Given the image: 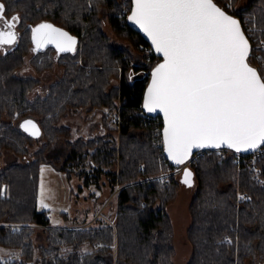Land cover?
<instances>
[{"label":"trees","instance_id":"1","mask_svg":"<svg viewBox=\"0 0 264 264\" xmlns=\"http://www.w3.org/2000/svg\"><path fill=\"white\" fill-rule=\"evenodd\" d=\"M216 1L240 17L252 43L249 60L264 78V0H248L244 5L241 0ZM228 1H232L231 7L226 5ZM0 3L12 7L21 21L34 25L52 22L79 38L72 52L55 57L47 51L34 57L40 71L53 69L56 64L64 69L63 76L43 95L27 97L39 84L36 77H19L12 72L1 75L0 111L41 116L38 123L46 141L31 154L29 146L36 136L13 122L0 121V158L5 150L25 157L0 169V246L21 254L19 259L0 260V264H174L175 230L168 207L178 196L182 172L159 176L173 163L164 153L163 119L145 111L143 100L151 70L161 58L152 52L147 59L144 51L150 44L130 23V12H122L124 4L131 11L132 0ZM104 16L115 33L141 53L135 64L130 50L113 44L105 33ZM79 53L84 55L86 66L76 62ZM24 54L19 51L3 68H21ZM118 74L120 84L107 91L109 77ZM104 107L110 109L105 123L119 115L120 147L113 136L72 140L71 127L59 123L68 110ZM60 136L66 138L64 151L50 158L49 151ZM90 158L97 163L93 175L84 169ZM117 161L119 169L108 173L112 193L119 188L108 201L117 206L113 221L97 216L99 208L86 219L89 226L65 228L51 223L48 210L39 204L42 165L61 164L69 178L74 169L81 168L78 174L88 183L98 181L95 178L102 175L100 167H114ZM258 163L264 173V153ZM188 170L197 183L189 206L187 234L193 250L188 264L264 262V185L248 168L239 170L233 155H221L216 150L206 151ZM238 188L248 193L240 209ZM35 225L47 228L48 245L35 244ZM234 225L238 230H231ZM227 233L232 234L233 241L225 240Z\"/></svg>","mask_w":264,"mask_h":264},{"label":"snow or ice","instance_id":"2","mask_svg":"<svg viewBox=\"0 0 264 264\" xmlns=\"http://www.w3.org/2000/svg\"><path fill=\"white\" fill-rule=\"evenodd\" d=\"M4 12L0 4V21L14 29L19 17L8 20ZM129 20L163 56L152 71L144 108L163 113L169 159L180 165L194 148L241 152L264 146V78L248 63L249 41L239 21L214 0H134ZM32 32L37 50L47 43L60 52L75 50V39L50 24ZM15 39L13 31H0V45ZM25 125L35 128L32 121ZM190 176L185 171L189 186ZM41 207H48L43 199Z\"/></svg>","mask_w":264,"mask_h":264},{"label":"rangeland","instance_id":"3","mask_svg":"<svg viewBox=\"0 0 264 264\" xmlns=\"http://www.w3.org/2000/svg\"><path fill=\"white\" fill-rule=\"evenodd\" d=\"M248 0H241V5L247 3ZM232 1H228L226 5L231 7ZM10 13H15L12 7H8ZM130 7L128 4H124L122 7V12H130ZM17 14V13H16ZM35 23H29L23 21L22 25L24 27ZM104 31L107 36L110 38L113 44L117 46H123L130 50L132 53L134 61L136 63L137 57L141 54L134 49L130 41L125 37H119L115 31L111 28L108 19L106 16L103 17ZM32 28V26H31ZM24 37V36H23ZM81 48V44H80ZM145 49V48H144ZM146 57L148 59L149 55L146 52ZM32 55H30L31 57ZM34 57V56H33ZM37 57V56H36ZM42 60V58H40ZM37 61V59H36ZM29 62V64H28ZM40 62V60H39ZM76 62L80 65L86 66V59L84 55H78ZM28 64V65H26ZM26 66L22 69V74L24 75H33L39 80L40 90L39 94L36 92L32 94L31 99L43 95L46 92V88L52 84L54 81L60 79L64 74V69L62 65L56 64L53 69L38 70L35 66L34 58L28 59ZM97 67H100L97 65ZM102 67V66H101ZM120 84V75H112L109 77V85L106 87V90L109 91L112 87ZM39 87V86H38ZM110 109L108 107L104 108H91L84 109L81 112L68 110L66 115L61 117L60 124L68 125L71 127V139H90L99 136L112 137L115 139L118 147L121 145L120 141V127H119V115L117 113L114 116V120L109 123H105L104 117L107 115ZM110 114V112H109ZM22 116L19 115V112H16L14 115L6 114L0 111V121L2 123L6 121L13 122L15 125L20 126L19 121ZM41 120L39 115H31V120L35 127L39 129L38 121ZM109 125L111 128H109ZM32 126V125H27ZM46 141L44 135H39L32 140V144L29 146L31 154L37 150L43 142ZM66 144L65 136H60L54 143L49 151V157L52 158L58 152L64 151ZM94 151V148L91 150L90 154ZM65 157V155H62ZM25 157L18 156L11 150H5L0 158V169L6 165L14 162L16 160H24ZM65 159V158H64ZM84 169L90 171V175H93L95 172V167L97 163L94 162L91 158L84 163ZM55 165V164H54ZM53 164H44L42 165L41 170V181H40V194H39V204L41 206V199L43 202L48 205V207H41L48 210V214L51 218V223L54 225H64L67 227H80V226H89L88 223H85L86 219L92 217L94 212L99 209L97 215H101L109 220H114L116 216L117 206L116 203L108 201L113 197L117 192L112 193V186L110 182V176L108 175L111 171H116L119 169V162L115 164L114 167L106 166L102 169V175L97 182L89 181L85 182V179L80 177L78 173L81 172V168L74 169L73 177H68L66 170L61 169L60 165ZM62 166V165H61ZM170 171V170H169ZM167 171V172H169ZM164 172L159 176H164L167 174ZM184 172L181 173L180 178L182 184L178 191V196L174 202H172L169 207V213L171 215L173 224H174V238L173 243L175 246V254L173 257L174 264H188L192 257V244L188 238V228L191 222L190 214V203L192 198L197 190V183L195 180H190V185L185 184L184 181ZM43 184V197L41 196V185ZM35 244L37 246L48 245L47 241V231L45 227L35 225ZM85 249H88L86 247ZM21 258L19 251L11 250L5 246H0V260L8 261L13 259ZM264 264V262L260 263Z\"/></svg>","mask_w":264,"mask_h":264},{"label":"flooded vegetation","instance_id":"4","mask_svg":"<svg viewBox=\"0 0 264 264\" xmlns=\"http://www.w3.org/2000/svg\"><path fill=\"white\" fill-rule=\"evenodd\" d=\"M4 16L8 20H11V18L13 16L18 17L16 12L11 14L10 10L6 6H5ZM22 23H23V21L19 20V22L16 23L14 29H7L4 26L3 22L0 21V31H9L10 30V31H13L15 33V36H16V39L13 43H7V44L0 45V79L2 78L1 75L7 76L9 74V72H12L13 75H17L19 77H35L33 75L22 74L23 67L29 64V62H28V64H26V62L28 61L29 58L32 59L36 56L43 55L47 51H51L55 55V57H59L63 53V52L58 51L57 47L53 44L42 45L37 50L36 44L33 42L32 29L36 28L38 25H40L42 23H52V22L44 21V22H40V23L33 25V26L29 24L26 27H24L22 25ZM31 26H32V28H31ZM75 37H77V36L73 35V38H75ZM77 43H75V49L77 48ZM19 51L25 52V54L23 56L25 58L24 65L21 68H17L13 71L11 68H7L5 70L3 68V65H5L6 62L7 63H9V61L11 62L14 55L19 53ZM30 55H32V56L30 57ZM2 89H3L2 86H0V90H2ZM39 90H40V85L38 84L35 88H33L31 91H29L27 93V97L31 98L32 94H34L36 92L39 94ZM30 118H31L30 115H23L19 121L20 127L22 124L25 123V121L29 120ZM21 128L23 129V127H21Z\"/></svg>","mask_w":264,"mask_h":264},{"label":"built area","instance_id":"5","mask_svg":"<svg viewBox=\"0 0 264 264\" xmlns=\"http://www.w3.org/2000/svg\"><path fill=\"white\" fill-rule=\"evenodd\" d=\"M130 10V9H129ZM125 12V11H124ZM263 45V43H262ZM146 52L151 58V53L154 52L150 45L146 46ZM216 150L221 155H233L235 157L236 162L239 165V170L248 168L250 172L253 174L254 178L259 182L261 185H264V173L262 172L261 167L259 166L258 159L264 153V146H261L257 150L253 151L250 150L248 152H236L233 149L229 148H218V149H205L199 150L193 154V156L185 163V164H173L172 168L166 175H170L173 173H181L185 168L190 167L194 162H196L206 151ZM248 198V193L242 191L238 188L237 193V205L238 209H240L241 203ZM232 231L238 230V226L234 225L231 227ZM237 232V231H236ZM238 233L235 235V240L238 241ZM226 241H233V236L231 233H227L225 236Z\"/></svg>","mask_w":264,"mask_h":264},{"label":"water","instance_id":"6","mask_svg":"<svg viewBox=\"0 0 264 264\" xmlns=\"http://www.w3.org/2000/svg\"><path fill=\"white\" fill-rule=\"evenodd\" d=\"M214 3H216L217 6L220 7L223 11H225L226 14L232 16L234 19H236L237 21H239V23H240V27H241V30L244 32L245 37H246V38L248 39V41H249V46H250V54H249V57H250V55H251V50H252V43H251V40H250L249 36L247 35V33H246L245 29H244V26H243V24H242V21H241L240 17L237 16V15H235V14H233V13H231L230 11L226 10V9H225L224 7H222L219 3H217L216 0H214ZM0 4H2V3H0ZM133 6H134V0H132V8H133ZM132 8H131V12L129 13V16H131V14H132ZM129 16H128V19H129ZM129 21H130V23H131L136 29H138V30L142 33V35L144 36V38L148 41V43H149L150 46L152 47L154 53H155L156 55H158V56L161 58V60H160V61H159V62H158L153 68H152V70H151L150 79H149V82H148V84H147V87H146V89H145V93H144V100H145V96H146V93H147V89H148L149 85H150L151 82H152V71L157 67V65H159L160 63H163V56H162L160 53H157V52H156L154 46L152 45L151 40H150L149 37L144 33V31H142V30L140 29V27H139L137 24H134L131 20H129ZM42 24H50V25H52L53 27L58 28V29L62 30L63 32L68 33V35L71 36V37L73 38V35H72L67 29H65V28H63V27H61V26H59V25H56V24H54V23H42ZM40 25H41V24H40ZM38 26H39V25H38ZM38 26H37V27H38ZM32 36H33V35H32ZM74 39H75L76 43H77L78 40H79L78 37H75ZM48 44H52V43H47V44H42V45H48ZM42 45H41V46H42ZM53 45H55V44H53ZM55 46H56V45H55ZM249 57H248V63H249V65H250L252 68L256 69L257 72H258V74L261 75L260 70L258 69L257 66L253 65V64L250 62ZM261 77L263 78L262 75H261ZM144 100H143V106H144ZM144 110L147 111L145 108H144ZM147 112H148V111H147ZM148 113H150V114H152V115L160 116V117L163 119V129H162V133H163V130H164V116H163V113L160 112L159 110L154 111V112H148ZM30 120H31V118H30L29 120H27V121H30ZM24 124H25V123H24ZM24 124H22V125H24ZM38 125H39V124H38ZM25 127H27V128H28V131L31 132V133H32L34 136H36V137H38V136L41 134V128H40V126H39V129H37L36 127L33 128L32 126H27V125H25ZM25 127H23L24 130H25ZM221 148H227V147H221ZM205 149H217V148H213V147L194 148V149L192 150L190 156L188 157V159H187L184 163H182V164H185V163H186V162H187V161L193 156V154H194L195 152H197V151H199V150H205ZM233 150H234V149H233ZM248 151H250V150H248ZM248 151H241V152H248ZM164 153H165L166 157L168 158L167 152L165 151V147H164ZM168 159H169V158H168ZM169 161H171L172 163H174V161H172L171 159H169ZM174 164H175V163H174ZM188 169H189V167L185 168V170H184V174H185V171L190 172ZM190 173H191V172H190ZM183 178H185V177H183ZM189 179H190L191 181L194 180V178H193V176H192V173H191V176H190Z\"/></svg>","mask_w":264,"mask_h":264}]
</instances>
